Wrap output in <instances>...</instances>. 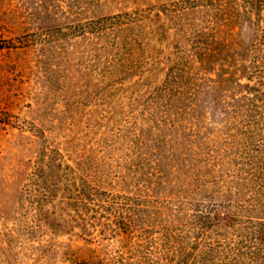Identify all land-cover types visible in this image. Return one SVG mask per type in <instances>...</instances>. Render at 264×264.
<instances>
[{
	"label": "rangeland",
	"instance_id": "obj_1",
	"mask_svg": "<svg viewBox=\"0 0 264 264\" xmlns=\"http://www.w3.org/2000/svg\"><path fill=\"white\" fill-rule=\"evenodd\" d=\"M175 1L0 0V264H226L232 251L192 227V202L210 201L195 196L194 172L178 215L136 159L138 133L165 137L152 97L223 22ZM117 14L136 22L92 29ZM224 29L242 49L257 35L239 18ZM190 149L186 163L202 167V148Z\"/></svg>",
	"mask_w": 264,
	"mask_h": 264
},
{
	"label": "trees",
	"instance_id": "obj_2",
	"mask_svg": "<svg viewBox=\"0 0 264 264\" xmlns=\"http://www.w3.org/2000/svg\"><path fill=\"white\" fill-rule=\"evenodd\" d=\"M172 5H183L185 11L207 7L206 15L223 22L213 24L217 31L204 41L198 39L205 34L194 35L196 57H184L172 79L152 97L156 105L150 120L167 129L165 137L144 139L141 132L135 136V150L145 151L136 158L138 168L148 172L157 190H166L167 204L178 215L184 214L190 202L185 196V173L192 170L195 196L210 199L193 197L192 227L206 235L213 231L216 238L210 250L232 251L224 253L226 264H264V0H180ZM127 16H103L90 25L99 33L125 25L127 30L135 21L122 19ZM238 18L250 22L257 34L243 49L231 42L233 38L221 37L227 33L224 28ZM211 106L223 113L217 137L208 122ZM186 143L191 144L192 159L194 149L202 148V167L186 163ZM123 227L132 231L138 225L129 221Z\"/></svg>",
	"mask_w": 264,
	"mask_h": 264
}]
</instances>
